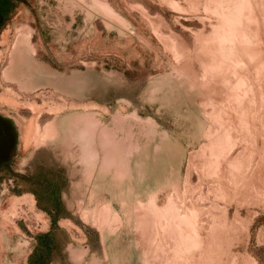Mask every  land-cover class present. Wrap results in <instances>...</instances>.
<instances>
[{
  "label": "rangeland",
  "instance_id": "rangeland-1",
  "mask_svg": "<svg viewBox=\"0 0 264 264\" xmlns=\"http://www.w3.org/2000/svg\"><path fill=\"white\" fill-rule=\"evenodd\" d=\"M8 2L0 264H264V0Z\"/></svg>",
  "mask_w": 264,
  "mask_h": 264
},
{
  "label": "bare ground",
  "instance_id": "bare-ground-1",
  "mask_svg": "<svg viewBox=\"0 0 264 264\" xmlns=\"http://www.w3.org/2000/svg\"><path fill=\"white\" fill-rule=\"evenodd\" d=\"M49 124H50L49 122L45 123L44 126L42 127V129L39 132V130L37 129L36 121H34V119H31L29 121V124L25 127L23 135H22L23 139L26 140L25 141L26 145L28 144L27 143L28 142L27 139L30 137V132H31L32 126H34V128H35L34 132H35L36 138L39 141L42 142V141H44L43 139L47 138L49 136V134H50V132H49V130H50Z\"/></svg>",
  "mask_w": 264,
  "mask_h": 264
},
{
  "label": "trees",
  "instance_id": "trees-1",
  "mask_svg": "<svg viewBox=\"0 0 264 264\" xmlns=\"http://www.w3.org/2000/svg\"><path fill=\"white\" fill-rule=\"evenodd\" d=\"M8 7H9L8 0H3L2 2H0V13H3ZM54 196H55V200H56L55 203L60 205L61 201H60V197H59L58 193L57 194L55 193ZM48 211H49V214L51 216L52 223H55L58 219L59 214L57 213V211H53V210H48ZM41 242H42L43 246L48 247V245H49L48 241L45 240V241H41ZM40 259L41 258L36 257V260H33L30 257L28 260V264H41L39 262Z\"/></svg>",
  "mask_w": 264,
  "mask_h": 264
},
{
  "label": "flooded vegetation",
  "instance_id": "flooded-vegetation-1",
  "mask_svg": "<svg viewBox=\"0 0 264 264\" xmlns=\"http://www.w3.org/2000/svg\"><path fill=\"white\" fill-rule=\"evenodd\" d=\"M7 120V122H8V119H6ZM4 128L6 129V131L8 132V130L9 129H11V127H9V126H2V125H0V139H3V138H1L2 137V134H3V130H4ZM3 164V163H2Z\"/></svg>",
  "mask_w": 264,
  "mask_h": 264
}]
</instances>
